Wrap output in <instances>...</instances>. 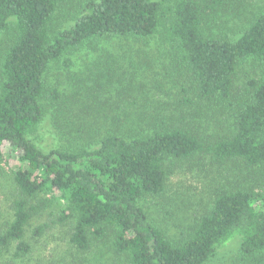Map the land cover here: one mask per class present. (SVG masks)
<instances>
[{
    "label": "trees",
    "instance_id": "obj_1",
    "mask_svg": "<svg viewBox=\"0 0 264 264\" xmlns=\"http://www.w3.org/2000/svg\"><path fill=\"white\" fill-rule=\"evenodd\" d=\"M169 1L0 0V161L7 165L6 152L14 158L8 172L16 190L0 250L15 244L13 264L31 253L25 228L42 208L33 200L43 192L61 207V221L74 220L68 243L80 252L111 236L119 264H207L232 237L239 240V262L264 264V183L257 190L222 189L174 238L144 204L164 192L170 163L200 153L218 163L237 161L264 179V6L238 32H227L228 0ZM154 37L167 65L188 79L185 103L231 105L237 95L230 134L209 142L174 114L145 132H107L92 146L44 149L31 138L44 118V96L50 103L59 97L45 77L53 64L67 70L75 52L99 40ZM246 59L263 69L235 94L234 75Z\"/></svg>",
    "mask_w": 264,
    "mask_h": 264
},
{
    "label": "rangeland",
    "instance_id": "obj_2",
    "mask_svg": "<svg viewBox=\"0 0 264 264\" xmlns=\"http://www.w3.org/2000/svg\"><path fill=\"white\" fill-rule=\"evenodd\" d=\"M227 5L230 8L225 15L228 18L225 30L238 32L264 6V0H228ZM71 57L74 66L65 70L61 64H53L45 76L49 86L57 88L59 97L50 103L44 96V118L31 134L44 149L92 146L107 132L127 135L141 129L145 132L150 122L168 120L174 114L183 116L185 125L198 130L200 136H207L209 142L232 131V114L239 103L237 95L231 105L219 100L211 107H207L208 103H185L184 98L190 95L186 91L188 79L178 76L167 65L170 59L155 37L142 41L99 40L95 46L83 48ZM163 67L169 70L160 75ZM262 69L259 62L243 60L234 75L235 94L242 93L244 83L260 75ZM5 154L7 165L0 161V230L11 219L10 202L16 194L8 172L14 169V158L8 152ZM168 166L164 192L149 197L144 204L154 223L171 238L187 232L222 189L264 183L257 171L233 160L215 162L208 154L174 160ZM49 196L43 192L33 200H41L42 208L25 228L31 253L22 264H119L122 261L111 236L92 241L85 252L68 243L74 220L61 221V207L49 200ZM41 225L44 226L41 236L33 237L32 230ZM14 245L7 251L0 250V264L12 262ZM238 247L239 240L231 237L207 264H243L238 260Z\"/></svg>",
    "mask_w": 264,
    "mask_h": 264
}]
</instances>
